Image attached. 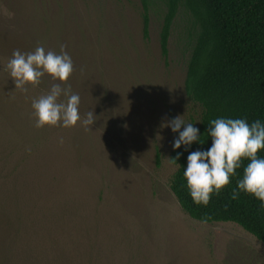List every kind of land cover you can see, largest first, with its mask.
Instances as JSON below:
<instances>
[{
	"label": "rangeland",
	"instance_id": "obj_1",
	"mask_svg": "<svg viewBox=\"0 0 264 264\" xmlns=\"http://www.w3.org/2000/svg\"><path fill=\"white\" fill-rule=\"evenodd\" d=\"M21 4L40 46L64 45L91 100L80 115L96 117L87 131L36 128L31 100L46 91L16 89L0 55V263L264 264L253 236L191 219L170 191L176 133L160 124L183 114L196 127L202 111L184 93L187 15L176 16L163 60L161 10L145 39L139 0Z\"/></svg>",
	"mask_w": 264,
	"mask_h": 264
},
{
	"label": "trees",
	"instance_id": "obj_2",
	"mask_svg": "<svg viewBox=\"0 0 264 264\" xmlns=\"http://www.w3.org/2000/svg\"><path fill=\"white\" fill-rule=\"evenodd\" d=\"M139 3L145 39L149 13L161 10L158 45L163 60L168 54L171 28L180 11L187 15L190 25L184 93L202 109L196 128L204 143L193 142L187 151L184 146L175 150L171 146L169 158L181 153L178 164L171 163L176 167L169 186L171 193L191 219L207 224L233 223L264 245V208L260 202L244 192H239L236 199L231 198L247 161L230 177L229 184L210 195L206 206L192 202L183 177L188 153L210 146L206 134L210 119L229 117L264 122V0H139ZM21 5V0H0L1 56L10 58L13 50L29 52L40 46L42 31L32 29L31 14L26 16ZM2 6L11 16L2 12ZM54 82L58 81L45 75L36 86L47 91ZM65 84L80 97L79 113L85 112L91 100L83 79L73 71L61 87ZM257 155L264 157V149Z\"/></svg>",
	"mask_w": 264,
	"mask_h": 264
},
{
	"label": "clouds",
	"instance_id": "obj_3",
	"mask_svg": "<svg viewBox=\"0 0 264 264\" xmlns=\"http://www.w3.org/2000/svg\"><path fill=\"white\" fill-rule=\"evenodd\" d=\"M4 68L8 71L14 87L21 91L25 85L36 86L41 78L48 75L54 82L42 95L31 100L30 107L34 116V126H76L77 122L85 131L90 129L95 117L90 110L81 117L79 113L80 97L70 87L61 84L73 72L71 57L60 45L59 52L36 46L29 52L13 50ZM182 115H176L160 124L176 133L172 149L184 146L187 151L193 142L203 144L202 134L193 123L186 122ZM207 137L210 146L198 148L188 153L183 168V177L188 194L194 204L206 206L210 195L218 193L229 184L230 177L243 165L240 178L232 189L231 198L236 199L239 192L251 195L264 208V157L257 155L264 149V122L256 119L248 122L244 118L217 117L207 122ZM181 126H183L181 130ZM62 143V139L59 141ZM181 153L169 158L170 163L178 164Z\"/></svg>",
	"mask_w": 264,
	"mask_h": 264
}]
</instances>
